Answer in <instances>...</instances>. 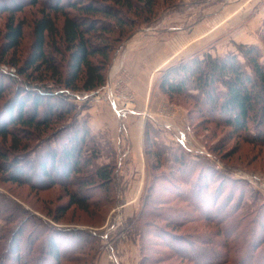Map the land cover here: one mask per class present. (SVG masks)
I'll list each match as a JSON object with an SVG mask.
<instances>
[{
    "label": "rangeland",
    "instance_id": "rangeland-1",
    "mask_svg": "<svg viewBox=\"0 0 264 264\" xmlns=\"http://www.w3.org/2000/svg\"><path fill=\"white\" fill-rule=\"evenodd\" d=\"M26 1L20 0L22 10L14 13V21L23 23L20 43L4 55L1 49L9 13L0 16V60L15 67L24 64L28 55L33 20L46 10V3H50V0H40L31 5ZM67 11L79 15L74 9ZM126 13L131 26L115 27L114 32L105 33L110 36L112 45L117 46L105 65V81L87 90H101L96 94L99 99L96 95L76 103L65 99L71 104L82 105L84 108L78 118L88 121L100 144L107 141L97 162L115 164L109 195L93 205L92 201L99 199L102 191H92L84 211L69 202L67 193L78 188L73 184L58 182L37 189L7 181L6 175L0 172V199L17 205L25 215L43 218L50 225L81 229L78 235H86L87 229L99 233L91 250L86 248L88 252L79 254L77 261L62 264H88L91 257L95 258L93 264L101 261L141 264V257L142 264H195L192 258L177 255L159 235L155 236L157 233L149 231L161 227L175 236L197 239L203 247L215 246L216 251H223L213 244L223 241L217 226L202 217L200 211H195L186 198L178 197L174 188L177 184L192 194L189 186L199 173L200 183L203 177L210 180L204 195L207 201L215 200L209 211L213 218L225 215L224 204L236 197L238 191L240 194V190L244 200L252 201L254 207L261 204L264 210V139L250 140L247 131L224 125L215 119L217 115L203 117L198 104L185 96L165 94L161 90L162 77L181 61L206 53L212 57L235 54L243 60L238 49L240 45L258 46L264 63L261 39L264 0H153L151 10L145 7L137 14L131 8ZM61 21V15H56L58 27ZM55 55L60 59L59 54ZM96 59L99 58L95 56L93 60ZM41 84L55 86L51 80ZM103 87H109L117 101L129 109L117 115L103 99ZM6 90L0 97V105L12 94L11 88ZM94 114H99L103 121H98ZM70 121L68 118L62 123ZM59 125L61 122L55 124L54 129ZM30 131L38 133L35 129ZM26 141L28 143L22 140ZM9 142V137L0 141V148H10ZM36 142L33 138L29 144L33 146ZM107 149H112L113 153L109 155ZM174 155L181 157V168L178 166L180 160L175 162ZM149 193L155 199L151 198L146 204ZM2 224L0 217V226ZM140 234L146 241L141 252ZM72 235L77 234L72 232ZM110 254L115 256L114 262ZM232 261L219 264H233ZM198 264L208 263L199 258Z\"/></svg>",
    "mask_w": 264,
    "mask_h": 264
},
{
    "label": "trees",
    "instance_id": "trees-1",
    "mask_svg": "<svg viewBox=\"0 0 264 264\" xmlns=\"http://www.w3.org/2000/svg\"><path fill=\"white\" fill-rule=\"evenodd\" d=\"M19 1L0 0V16L9 13L2 55L16 49L22 37L23 23L14 21V13L22 10ZM26 2L35 5L40 0ZM152 4L153 0H50L46 3V10L33 20L32 41L24 64L15 67L0 60V97L6 89H12V94L0 105V141L10 138V148H0V172L6 175L7 181L25 183L37 189L58 182L73 184L78 188L67 193L69 202L84 211L92 191H102L100 198L92 201L93 205L105 200L112 190L115 164L97 161L107 141H103V145L99 143L88 121L78 118L84 107L65 101L58 90H89L103 84L108 57L117 47L105 33L114 32L115 27L131 26L126 17L129 9L134 8L135 13L140 14L145 7L151 10ZM68 9L78 11L79 15L69 13ZM58 14L62 17L60 27L56 24ZM261 39L264 42V31ZM238 49L243 60L235 54L212 57L206 53L181 61L163 75L161 90L168 95L185 96L198 104L203 117L215 118L217 115L215 119L224 125L247 131L250 140L261 141L264 139L261 51L254 44L240 45ZM55 54H59L60 59ZM95 56L99 59L94 61ZM11 67L14 70H10ZM46 80H51L56 87L41 84ZM68 118L71 121L63 124ZM60 122L61 125L54 129ZM32 129L38 133H31ZM33 138L37 142L31 146L29 141ZM22 140H28V143ZM107 150L109 155L113 153L112 149ZM179 160L181 168V157L174 155V161ZM72 174H76L74 178ZM199 178L198 173L196 181L189 186L192 194L177 184L175 194L186 198L195 211H200L202 217L217 226L223 241L213 244L222 247L223 251H216L215 246L203 247L197 239L175 236L161 227H154L149 232L157 233L155 236L159 235L177 255L192 258L195 264L199 258L208 264L225 260H233V264H264V210L261 204L254 207L252 201L244 200L240 190V194L238 191L236 197L229 198L224 204L225 215L213 218L209 211L215 200L207 201L204 195L210 180L203 177L200 183ZM152 197L151 193L147 194L146 204ZM182 215L186 213L182 212ZM0 217L3 221L0 226V264L74 262L79 254L91 250L100 236L94 230L87 229L86 235H78L81 229L50 225L43 218L25 215L17 205L1 199ZM145 242L140 234V252L144 251ZM94 259L91 257L88 264H93ZM140 263H143L142 257Z\"/></svg>",
    "mask_w": 264,
    "mask_h": 264
},
{
    "label": "built area",
    "instance_id": "built-area-1",
    "mask_svg": "<svg viewBox=\"0 0 264 264\" xmlns=\"http://www.w3.org/2000/svg\"><path fill=\"white\" fill-rule=\"evenodd\" d=\"M50 86V85H49ZM101 90H91V91H80V92H74L69 89H59L58 92L64 97V99L71 101V102H78L81 100L87 101L90 100L92 95L99 94ZM103 91H105L104 96L102 95L103 99L107 100L112 109L115 111L117 115H120L123 110L129 109V107L126 104L119 103L117 101V97L113 94L112 90L109 89V87H103ZM100 96L96 95V99H99ZM112 262L115 261V256L110 254L109 255Z\"/></svg>",
    "mask_w": 264,
    "mask_h": 264
},
{
    "label": "crops",
    "instance_id": "crops-1",
    "mask_svg": "<svg viewBox=\"0 0 264 264\" xmlns=\"http://www.w3.org/2000/svg\"><path fill=\"white\" fill-rule=\"evenodd\" d=\"M94 115H96V114H94ZM95 118L98 120V121H100V120H102L103 121V119H102V117L99 115V114H97L96 116H95ZM92 121H94L93 120V118H92ZM95 122V121H94ZM97 122V121H96ZM95 122V123H96ZM101 261V260H100ZM100 264H107V261H101V263Z\"/></svg>",
    "mask_w": 264,
    "mask_h": 264
}]
</instances>
